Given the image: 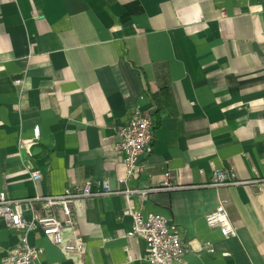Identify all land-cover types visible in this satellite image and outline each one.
Here are the masks:
<instances>
[{
    "label": "crops",
    "instance_id": "crops-1",
    "mask_svg": "<svg viewBox=\"0 0 264 264\" xmlns=\"http://www.w3.org/2000/svg\"><path fill=\"white\" fill-rule=\"evenodd\" d=\"M134 108L155 129L123 185L114 143ZM224 170L243 183L209 186ZM165 171L178 188L123 192ZM87 180L120 192L76 198L69 215L35 199ZM0 192L22 200L27 225L0 218V264L22 236L41 250L34 264H149L126 207L168 219L181 264H264V0H0ZM220 200L235 236L205 222ZM47 216L82 255L43 234ZM204 242L214 253L196 252Z\"/></svg>",
    "mask_w": 264,
    "mask_h": 264
},
{
    "label": "built area",
    "instance_id": "built-area-1",
    "mask_svg": "<svg viewBox=\"0 0 264 264\" xmlns=\"http://www.w3.org/2000/svg\"><path fill=\"white\" fill-rule=\"evenodd\" d=\"M20 84L21 80H15ZM151 117L134 108L129 110L128 118L121 125L117 132L114 149L120 155V161L124 166V177L120 179L123 185L133 178L139 171V164L143 157L151 151L153 142ZM39 126L32 128V139L38 140ZM33 180L42 177L41 170L34 167L29 170ZM242 181L237 180L233 170L217 171L209 181V186L235 185ZM243 183V182H242ZM180 187V186H179ZM178 188L170 181L167 171L163 173L162 180L157 187L148 189H128L126 194H137L141 199L150 190H172ZM119 190H112L105 181H98L93 184L90 180L84 182L80 187H65L58 195L36 196L35 199L44 201L46 206L58 205L63 213L69 215L72 201L79 197L106 196L119 193ZM21 199L12 198L5 192H0V218L7 227L16 231L26 228L25 220L21 216ZM227 200H220L216 207L205 216V222L210 228H217L223 238L236 235V230L229 220L226 210ZM123 216L131 218L130 229L126 232L128 237H137L144 241L146 247V261L149 264H181L188 248L182 242L179 233L164 216L157 213L143 215L140 211L126 207L122 210ZM41 226L44 235L48 236L52 243L60 248L66 255H82L84 248L82 244L72 239H65L62 235V223L54 216L35 218ZM40 249L31 245L25 236L20 237L18 244L6 252L2 257L1 264H34L40 254ZM214 253L215 249L210 242H204L196 252Z\"/></svg>",
    "mask_w": 264,
    "mask_h": 264
},
{
    "label": "trees",
    "instance_id": "trees-1",
    "mask_svg": "<svg viewBox=\"0 0 264 264\" xmlns=\"http://www.w3.org/2000/svg\"><path fill=\"white\" fill-rule=\"evenodd\" d=\"M153 129H155V127H154V126H152V131H153Z\"/></svg>",
    "mask_w": 264,
    "mask_h": 264
}]
</instances>
